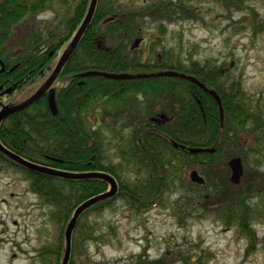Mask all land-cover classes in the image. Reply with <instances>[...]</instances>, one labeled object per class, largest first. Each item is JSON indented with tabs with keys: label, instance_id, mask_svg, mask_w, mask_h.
<instances>
[{
	"label": "trees",
	"instance_id": "1",
	"mask_svg": "<svg viewBox=\"0 0 264 264\" xmlns=\"http://www.w3.org/2000/svg\"><path fill=\"white\" fill-rule=\"evenodd\" d=\"M249 1L99 0L87 33L54 86L57 116L44 96L1 124V144L29 162L66 173H107L118 182L115 197L99 202L80 216L69 264H96L90 256V246L100 248L109 243V235L95 217L118 201L137 215L159 207L173 208L169 197L176 188L193 185L186 178L194 170L205 178L206 185L200 188L207 190L208 196L199 197L195 204L196 194H185L174 213L184 212V223L189 218L213 216L226 227L239 229L241 236L250 241L248 252L254 250L257 242L253 224L264 223V210L245 208L247 196L241 200L229 198L235 186L227 180V163L233 157L246 162L244 141L248 137L255 139L254 150L257 144L263 148V111L247 96L241 76L235 77L231 66L227 69L214 63L201 64L192 57L187 64L165 48L156 55L170 26L202 21L198 8L201 3L213 2L225 13L249 12V27L255 33H264V21H259ZM56 3L65 10L64 17L62 10H57V22L45 30L25 27V36L16 41L20 23H31L53 10ZM90 3L91 0H0V69L1 64L8 72L16 67L12 73L0 74L1 103L18 105L46 82ZM152 27L156 33H152ZM147 31L154 38L147 41L149 52L132 50L134 41L145 37ZM93 71L130 75L173 71L192 76L219 95L223 121L215 99L187 80L80 77ZM6 90L10 93L2 96ZM159 116L165 118L159 124L151 121ZM175 143L215 152L192 155L175 148ZM112 144L119 163L109 159ZM0 165L23 174L31 193L48 207V222L56 231L39 249L38 259L41 264H62L65 232L76 209L106 193L108 183L101 179L51 177L17 165L1 153ZM257 193L264 204V189ZM210 256L208 249L200 248L188 254H164L158 264H208Z\"/></svg>",
	"mask_w": 264,
	"mask_h": 264
},
{
	"label": "rangeland",
	"instance_id": "2",
	"mask_svg": "<svg viewBox=\"0 0 264 264\" xmlns=\"http://www.w3.org/2000/svg\"><path fill=\"white\" fill-rule=\"evenodd\" d=\"M248 5L255 10L259 21H264V0H250ZM198 8L202 11L200 20L203 22L170 26L156 55L165 48L186 63L192 57L194 62L201 64L214 63L227 69L231 66L232 74L241 76L247 96L264 113V33H255L249 27V12L225 13L213 2L198 4ZM57 10H62L64 17L65 10L55 7L40 19L51 21ZM150 30L156 33L154 27ZM145 35L147 40H154L150 31ZM140 51L145 54L147 46L144 44ZM247 139L244 141L247 144L244 175L241 184L231 189L229 198L241 200L247 196L249 202L246 205L257 206L261 204L257 190L264 189V146L255 145V150L260 152L258 154L254 150V137ZM108 156L114 163L120 162L115 157L114 144ZM227 171L230 182L228 164ZM186 179L190 180L189 176ZM191 193L197 196H194L196 204L199 197H207L209 192L189 184L172 192L169 204L173 208L159 207L137 215L118 201L113 208L95 217L110 241L100 248L94 244L90 246L89 253L94 263L158 264L164 254H188L202 248L211 253L208 264H264V223L257 221L253 224L257 243L254 250L248 252L250 241L241 236L239 229L226 227L213 216L189 218L184 223V212L174 213L176 204L181 201L179 199ZM48 214V207L31 193L24 175L0 165V264H41L38 251L56 231V227L48 222Z\"/></svg>",
	"mask_w": 264,
	"mask_h": 264
},
{
	"label": "water",
	"instance_id": "3",
	"mask_svg": "<svg viewBox=\"0 0 264 264\" xmlns=\"http://www.w3.org/2000/svg\"><path fill=\"white\" fill-rule=\"evenodd\" d=\"M99 0H91V4L88 10V13L85 17V20L83 21L82 25L80 26L79 30L77 31L75 37L71 41L68 48L65 50L63 55L61 56L56 68L50 75V77L47 79V81L38 89V91L31 96L29 99L25 100L24 102L14 105V106H3V108L0 111V126L1 124L9 117L20 113L24 110L29 109L33 105H35L40 99H42L45 95H47L48 103L50 110L52 111V114L54 116H57L58 109L56 106L55 101V90L53 89L54 84L58 80L60 74L62 73L63 69L67 65V63L70 61L71 57L76 52L83 36L87 33ZM143 39H138L134 42L132 46V50L138 49L142 43ZM4 70V68H3ZM81 78H87V77H102L105 79L110 80H135V79H146L151 77H172V78H180L187 80L195 85H197L200 89L205 91L207 94H209L211 97L215 99L217 102L220 113H221V119L223 121V108H222V102L219 97V95L213 91L208 89L204 84H202L200 81H198L196 78L192 76H187L185 74L176 73L173 71L168 72H160L157 74L147 75V74H139V75H130V74H108L103 72H88L80 75ZM1 91V89H0ZM10 90L4 92L2 95L9 94ZM164 116H160L159 119L155 120V122H159L161 120H164ZM175 148H179L183 151H187L188 153L192 155L196 154H213L215 152L214 149H204V148H186L185 146L174 144ZM0 153H2L5 157H7L9 160H11L13 163L20 165L30 171H34L37 173H41L44 175H48L51 177H57L62 179H69V180H87V179H101L103 181H106L109 185V190L99 196L93 197L92 199L88 200L84 204H82L80 207H78L74 213L73 218L71 219L69 225L67 226L66 232H65V239H66V251L65 255L62 261V264H69L70 257H71V251H72V237L74 230L77 226V222L80 218V216L89 208L93 207L94 205L98 204L99 202L106 201L108 199H111L115 197V195L118 193L119 185L115 177H113L110 174L107 173H87V174H74V173H66L62 171H57L45 166H41L32 162H29L25 160L24 158L20 157L19 155L9 151L6 149L0 142ZM228 166L231 170V177H230V183L232 185L238 186L241 184L243 175H244V166L241 158H233L228 162ZM190 180L192 183L198 185V186H204L206 184V181L204 177H202L198 171H192L190 173Z\"/></svg>",
	"mask_w": 264,
	"mask_h": 264
},
{
	"label": "flooded vegetation",
	"instance_id": "4",
	"mask_svg": "<svg viewBox=\"0 0 264 264\" xmlns=\"http://www.w3.org/2000/svg\"><path fill=\"white\" fill-rule=\"evenodd\" d=\"M55 7H60V5L59 4H55V6H54V8ZM44 15V14H43ZM43 15H41V16H43ZM41 16L40 17H37L35 20H33L31 23H29V24H27L26 22H27V20L26 21H23L22 23H20V25H19V32H18V34H17V37H19V38H17V42H19L20 41V38H21V36H25V31L26 30H28L27 28H25V27H28V28H31V29H33V30H36V29H38V28H40L41 30H45L46 28H47V26L48 25H51L52 23H55V22H57V13L55 14V17L51 20V21H47V20H45V21H42L40 18H41ZM86 17V16H85ZM85 19V18H84ZM84 21V20H83ZM83 21H82V23H83ZM82 23L80 24V26L82 25ZM80 26L78 27V29L80 28ZM22 27H24V28H22ZM21 28V29H20ZM78 29L76 30V32L74 33V35L72 36V38L70 39V41H69V43H68V45L66 46V48H68V46L70 45V43H71V41L73 40V38L75 37V35H76V33H77V31H78ZM29 32V31H28ZM29 34V33H28ZM142 39H143V41H142V43H141V45H140V47L138 48V49H136V50H140V48L145 44V46H147V48H149V46H148V44H147V39L145 38V37H142ZM14 42V41H12L13 42V45H16L17 44V42ZM24 41V40H23ZM11 43V42H10ZM65 48V49H66ZM65 49H64V51H65ZM19 51H20V48L18 49ZM149 51H146L145 53H148ZM61 56H62V54H61ZM60 56V57H61ZM59 57V58H60ZM145 57V56H144ZM58 63V62H57ZM3 68H4V70H3ZM16 68V67H15ZM15 68L14 69H11L9 72L6 70V68H5V66L3 65V64H1V69H0V74H3V73H7V74H9V73H12L14 70H15ZM53 71H54V69H53ZM52 71V72H53ZM52 74V73H51ZM50 74V75H51ZM6 91H8V90H6ZM5 91V92H6ZM3 94V93H2ZM2 96H4V95H2ZM47 96V95H46ZM0 106H1V109L3 108V106H6L5 104H3V103H1L0 102ZM8 106V105H7ZM12 106V105H11ZM1 111V110H0ZM154 119L155 120H157L158 118H152L151 119V121L152 122H154V123H157V124H159V122H155L154 121ZM260 206V207H259ZM245 208H247V209H250V210H264V204H257V206L256 205H245Z\"/></svg>",
	"mask_w": 264,
	"mask_h": 264
}]
</instances>
